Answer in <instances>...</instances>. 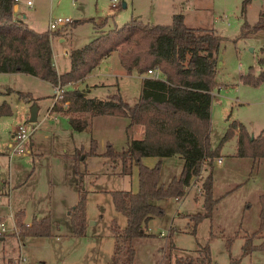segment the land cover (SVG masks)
<instances>
[{"label":"rangeland","instance_id":"1","mask_svg":"<svg viewBox=\"0 0 264 264\" xmlns=\"http://www.w3.org/2000/svg\"><path fill=\"white\" fill-rule=\"evenodd\" d=\"M32 2L30 8L22 3L17 5V11L23 10L26 14L24 20L20 18V11L14 15L33 30H47L48 19L60 15L72 21L84 20L59 29L61 32L57 36L70 41L62 45L53 41L55 62L61 72L68 64L67 57L60 54L61 50L69 46L80 47L97 34L89 20L91 18L98 23L106 17L101 28L106 30L129 19L168 24L172 13H181L186 26L212 29L222 40L216 53L215 86L211 90L210 147L217 146L232 122L244 126L250 137L264 128V79L256 85L239 79L249 66L254 76L264 70V62L258 63L259 58L264 59L261 51L264 31L240 36L243 20L252 24L258 13L264 12V0H250L242 14L241 0H117V6H111L110 0ZM122 2H125L124 7ZM106 65L109 66L108 74L91 76L95 81L88 77V81L96 83L93 86L73 83L66 88L87 91L92 87L94 95L86 96L102 99L103 95L115 92L118 86L119 93L130 103L140 91L141 77L135 71L131 74L136 76L124 74L116 54L108 56ZM141 75L147 76L146 72ZM155 75L161 76L160 73ZM14 91L29 93L32 99L16 98ZM53 91L49 82L37 77L0 73V104L5 100L10 110L8 114L0 115V222L5 230L0 232V264H112L114 244L118 246L116 257L122 261L125 244L114 232L123 228L125 218L113 208L109 192H135L136 165L131 167L129 174H121L119 159L112 161L102 153L107 143L115 151L125 148L130 136L135 138L142 127L128 126L124 117H90L83 113L82 116L89 119L88 126L82 131L73 130L62 113L45 116L46 109L53 102V97L50 98ZM32 104L38 106V115L36 121L28 122L24 117ZM21 123L35 126L30 142L26 144L27 152L10 154L7 146L10 133ZM236 132L232 129V135L218 150L222 156L221 163L218 164L215 158L210 168L202 166L180 199L154 201L162 213L153 215L147 222L145 236L130 241L134 251L131 264H174L179 258L202 264L196 260L199 255L196 249L203 245L208 246L211 264H264V248L251 249L247 253L241 249L243 235H250L258 227L257 197L264 190V178L259 171L256 172L257 167H252L250 158H232L236 153ZM91 138L95 140L96 155H86L83 160L80 155L74 163V150L78 154L87 151ZM156 159L147 156L140 162L152 166ZM260 163L264 167L263 160ZM181 165L182 160L176 156L162 157L158 183L165 185L172 176H177ZM209 171L212 195L217 200L210 217L202 218L193 226L189 216L202 212L199 186ZM77 186L85 192L82 236L71 234L67 216L68 209L76 201ZM16 216L25 226L33 218L47 216L50 220L49 235L22 237L17 232L18 227L17 231L13 227ZM261 240V237H252L251 245H258Z\"/></svg>","mask_w":264,"mask_h":264},{"label":"trees","instance_id":"2","mask_svg":"<svg viewBox=\"0 0 264 264\" xmlns=\"http://www.w3.org/2000/svg\"><path fill=\"white\" fill-rule=\"evenodd\" d=\"M250 0H241V14ZM106 17L98 23L92 18L93 29L97 33L80 47L69 49L68 68L58 73L54 67L51 52V37L61 30L35 31L24 21L13 16L12 0H0V73H25L49 82L52 87L65 86L58 98L52 102L50 110L62 113L71 129L82 131L89 124L82 114L88 116L108 115L124 117L127 125H140V138L127 140L126 147L115 151L107 143L102 156L115 161L119 159L121 174H129L136 165L137 189L110 191L111 203L115 211L125 218L123 228L114 233L125 244L124 259H118V246L114 244L112 264H131L133 248L130 241L145 236L144 227L153 215L162 213L154 203L162 198H180L190 181L198 176L201 167L210 168L212 161L219 157L221 144L236 129L237 157L252 160L264 158V128L250 137L244 126L232 122L220 137L217 146L209 145V114L211 90L215 86L214 75L217 66L216 53L222 38L212 29L192 28L183 23L181 13H172L168 24H157L129 19L120 26L106 30L101 28ZM81 21H70L73 26ZM264 31V12H259L256 21L248 24L243 20L240 36L245 37ZM115 51L119 65L126 74L135 71L138 75L147 69L156 68L158 76L141 77L140 91L130 103L121 97L118 90L97 99L80 93L66 85L81 81L99 61ZM264 53V46L261 48ZM210 53V55H208ZM264 59L259 58L258 63ZM242 82L252 85L264 79V70L253 75L252 67L240 74ZM19 98L29 93L16 91ZM53 97V95H52ZM65 103V104H63ZM10 112L6 103L0 104V115ZM73 152V161L83 160L86 155H96L95 140L90 139L87 151ZM178 155L182 160L180 172L165 184L158 183L160 160L162 157ZM153 156L157 160L152 166L143 165L142 157ZM77 172V170L75 171ZM202 212L190 215L193 226L205 217H210L216 198L212 195V176L209 171L199 186ZM258 227L250 235H243L241 249L244 253L251 249L264 248V190L258 194ZM85 192L77 186L75 203L68 209L67 216L73 236H82L85 227ZM20 235H49L50 220L47 216L33 218L24 225L15 218ZM114 231V228H113ZM193 231V229H192ZM252 237H261L258 245H251ZM196 258L202 264H211L208 246H199ZM174 264H194L176 259Z\"/></svg>","mask_w":264,"mask_h":264},{"label":"built area","instance_id":"3","mask_svg":"<svg viewBox=\"0 0 264 264\" xmlns=\"http://www.w3.org/2000/svg\"><path fill=\"white\" fill-rule=\"evenodd\" d=\"M111 6H117V0H110ZM22 3L24 6L30 8L32 6V0H12V7L14 6L15 9H17V5ZM17 7V8H16ZM17 12V10H16ZM71 21L70 18L63 17V16H56V17H50L47 22V30L52 32L59 30L61 28H64L69 24ZM61 54H66V51H61ZM147 76H156L155 74H158L159 71L156 68L147 69L146 71ZM145 74V73H144ZM64 86H55L54 88V94H53V102L58 98L59 94L62 91V88ZM65 104V103H63ZM50 110V109H49ZM45 116H50L49 111H47ZM34 130V127H29L26 123H21L16 126V128L10 133V140L7 144L9 153H15V154H24L27 152L26 150V144L29 140V136L31 132ZM216 161L219 162L220 158H216ZM1 196V195H0ZM14 230L17 231L16 225L13 224ZM12 227V230H13ZM0 232L4 233V225L0 222ZM18 232V231H17ZM23 257H21L22 259ZM23 260V259H22Z\"/></svg>","mask_w":264,"mask_h":264},{"label":"crops","instance_id":"4","mask_svg":"<svg viewBox=\"0 0 264 264\" xmlns=\"http://www.w3.org/2000/svg\"><path fill=\"white\" fill-rule=\"evenodd\" d=\"M124 3V6H125V2H123ZM32 5H33V2H32ZM32 7V6H31ZM17 8V7H16ZM27 8V7H26ZM16 10L17 9H13L12 11H13V16L15 17V15H14V12H16ZM20 11V18L21 19H25L26 18V14L23 12V10H19L18 9V11L17 12H19ZM17 19H19V18H17ZM25 22V21H24ZM26 23V22H25ZM152 23V22H151ZM27 24V23H26ZM28 25V24H27ZM30 27V26H29ZM36 31V30H35ZM42 31H44V30H42ZM53 41L55 42V44H58V45H62V44H65L67 41H70V39L68 40V39H66L64 36H54V38L52 39L51 38V40H50V44H51V52H52V60H53V64H54V67H55V69H56V71L58 72V73H60L61 71L58 69V67H57V64H56V62H55V54L53 53ZM68 45H70L69 43H68ZM75 48H77V47H75ZM68 49H72V47H68V48H66V49H62L61 51H66V54H61L62 55V57H67V60H68ZM113 54H116L114 51H112V52H110L108 55H106V56H104L100 61H99V63H98V65L95 67V68H93L81 81H79V82H76V83H79V84H81V85H84V86H86V84L87 85H92L93 86V84H96V83H94V81H95V77H91V76H98V75H101V74H103V75H106V74H108V70H109V66H107L106 65V62H107V58H108V56L109 55H113ZM59 55V54H58ZM57 56V55H56ZM117 56V55H116ZM107 64H109V63H107ZM100 66H102V69H100ZM64 67H66V68H63V71H65V70H67V68H68V64H67V66H66V64H65V66ZM62 71V72H63ZM18 73H20V72H18ZM2 74H7V73H2ZM22 74H25V73H22ZM124 74H126V73H124ZM131 74V73H130ZM129 74V76H136V74L135 75H130ZM28 75V74H27ZM31 76V75H30ZM137 76H140V77H143V75H137ZM34 77V76H33ZM88 77H90V79L92 78V79H94V81H88V80H90ZM140 77H139V79H140ZM138 78V77H137ZM73 84V83H72ZM140 85H141V83H140ZM88 87V86H87ZM87 87H85V89L87 88ZM92 87H90V88H87V91H80V93L81 94H83V95H88V94H93L92 93V91L91 90H93V89H91ZM119 89V87L117 86V90ZM89 90V91H88ZM9 90H7V92H8ZM91 91V92H90ZM118 92H119V90H118ZM14 93H15V97L16 98H19L18 96H17V94H16V91H14ZM120 94V93H119ZM94 95V94H93ZM106 95V94H105ZM105 95H103V96H105ZM121 95V97L124 99V96L122 95V94H120ZM139 95V93L136 95V96H134L133 97V99L131 100V101H133V100H135L136 98H137V96ZM26 98V97H25ZM50 98H52V96H50ZM211 98H212V93H211ZM4 102H5V100H4ZM7 103V102H6ZM211 103V102H210ZM8 104V103H7ZM51 102H50V104H49V107L46 109V110H48L49 111V113H50V115H51V113H53L54 115H56L55 113H54V111H51V110H49L50 109V106H51ZM9 106V105H8ZM36 107H37V110H36V119H37V112H38V106L36 105ZM46 113V112H45ZM51 117V116H50ZM53 117V116H52ZM27 118H28V114H26V116L24 117V119L27 121ZM36 119H35V121H36ZM137 126H139V125H137ZM137 126H135V127H137ZM34 128H35V126H33ZM132 127H134V126H132ZM141 128V127H140ZM141 133H142V131L140 130L139 131V133L136 135V137L135 138H140L141 137ZM30 136H31V134H30ZM30 136H29V140H28V142H30ZM135 136V135H134ZM132 136H130V139H132L131 138ZM129 138V137H128ZM127 138V139H128ZM30 146V145H29ZM174 156H176V157H178L180 160H181V158L178 156V155H174ZM147 157V156H146ZM172 157V156H171ZM218 158H220V161L219 162H217L218 164H220L221 163V161H222V156L219 154V157ZM232 158L233 159H241L242 157H237L236 155H233L232 156ZM157 160V159H156ZM247 160V159H246ZM250 160V163H251V165H252V167L253 166H255V167H257V171L256 172H258L259 171V173H260V175H261V177H263L264 178V173H263V170H264V167H263V165H260L261 163L260 162H262V160H263V162H264V158H261V159H256V160H252V159H249ZM258 164H259V166H258ZM257 165V166H256ZM193 180V179H192ZM191 183V182H190ZM189 183V184H190ZM183 196V195H182ZM181 196V197H182ZM180 197V198H181ZM180 198H178V199H180ZM178 199H175V200H178ZM150 220V219H149ZM148 220V221H149ZM147 221V222H148ZM147 222H146V224H147ZM91 223H94V222H91ZM145 224V225H146ZM146 228H147V226H146ZM145 232V231H144ZM23 237V236H22Z\"/></svg>","mask_w":264,"mask_h":264},{"label":"water","instance_id":"5","mask_svg":"<svg viewBox=\"0 0 264 264\" xmlns=\"http://www.w3.org/2000/svg\"><path fill=\"white\" fill-rule=\"evenodd\" d=\"M121 6L124 7V3L123 2L121 3ZM208 55H210V53ZM36 110H37L36 105L32 104L30 106L29 112H28V118H27L28 122H34L35 121V119H36Z\"/></svg>","mask_w":264,"mask_h":264}]
</instances>
